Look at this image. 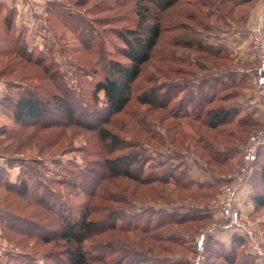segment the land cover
I'll list each match as a JSON object with an SVG mask.
<instances>
[{
  "label": "rangeland",
  "instance_id": "rangeland-1",
  "mask_svg": "<svg viewBox=\"0 0 264 264\" xmlns=\"http://www.w3.org/2000/svg\"><path fill=\"white\" fill-rule=\"evenodd\" d=\"M138 1L33 0L26 2L30 4L27 8L15 0L7 1L9 4L3 1L16 11V33H7L3 36L0 34L4 37L0 42V50L3 54L5 49H10L16 34L20 35L22 44L25 43L27 56L20 59L14 55L3 54L0 58V165L4 167L6 173L2 182H14L22 168L21 172L28 180V185L34 189L27 195L28 197L19 198L12 192H4L3 183L0 188V209L4 210V206L8 204L17 214L15 215L17 218L27 219V226L29 222L38 223L48 232L59 228L57 218L38 206V202L35 201V198L47 189L55 196H59L65 212L71 210L73 215L89 209L93 216L100 220L115 211L117 213L115 217L119 216L113 217L116 220L114 223L118 226L117 231L94 235L84 243L86 255L96 256L95 260L88 264H137V262L193 264L199 257H202L200 264H225L218 256L225 254L226 251L223 249L227 250L230 242L220 241L217 238L220 235L222 236L219 238L223 239H229L233 235L243 238L244 243L241 245L243 253L238 254L235 264H239L243 258L249 259L252 264H264V207H256L251 200L256 191L261 190L264 194V186H261L259 179L254 177L253 163L247 168L244 177L241 178L240 173L243 166L242 154L248 136L239 144L234 142V138L240 134L238 127L235 125L224 127L215 136L220 140V146L234 145L236 152L220 165L208 164L199 156L202 151L197 141L200 134L210 136L211 133L198 122L170 117L171 113H175L174 105L176 104L177 108L179 101L186 100L183 98L184 92H179L175 100L163 110L141 105L137 99L143 89L150 88L153 84L170 83L171 80L189 86V91L195 95L200 82L190 75L182 78L179 70L185 72L189 69L188 72L199 74L202 80L207 76L226 77L224 73L228 71L230 77H236V82L243 79L245 88L239 91L238 98L225 102L216 100L205 107V111L219 105L235 104L240 111L239 115L234 117V122L251 118L255 125L249 130H259L264 126V121L260 110L259 91L254 79L257 61L245 29L261 16L264 0H254L235 8L228 5L225 9L228 18L216 10L203 9V14L208 15L210 19H205V15L199 16L203 20L202 25H198L196 21L182 20V24L189 28L187 31L179 29L174 32L172 27L164 30L150 62L142 69L139 79L133 86L132 98L125 111L111 117L109 123L104 126L110 132L116 133L120 139L126 142L137 141L140 147L142 145L143 155L140 162L144 168L141 182H133L127 178L111 180L103 177L105 172L101 164L104 158H113L120 152L107 153L104 143L97 135L98 132L87 129L86 124L85 127L79 125L77 127L68 125L64 119H59L61 121L59 125L50 128L32 126L20 128L13 124L9 105L1 102L12 101L16 94L30 86L52 99V96L60 95L58 87L62 83L64 86L62 89L73 96V104L78 106L77 111L83 107V111L89 115L88 120L85 117L81 119L83 123L91 124V119L94 121L97 118L103 119L104 97L101 93L94 95L93 84L103 76L104 63L111 58L109 54L116 53L114 50L117 40L116 29L133 26ZM191 1H194V4L199 2ZM53 5L60 7L65 16H71L67 23L65 16L56 14L53 16L49 13L48 9ZM186 7L180 4L171 7L164 14V20L180 21L178 13ZM7 9L1 15L7 13ZM31 17L45 21L46 31L42 32L40 28L32 27ZM82 18L89 22L84 25L87 33L94 32L91 39L86 32L85 35L80 32L83 30L80 23ZM110 19H116L115 25L112 26ZM262 21L264 22V19ZM69 22H76L79 25H70ZM197 38L205 45L223 43L228 57L232 60L227 62L216 60L218 65L212 71L206 72L214 59L206 60L204 54H190L176 47L174 53L168 56L182 58L179 63L187 62V65L173 63L170 65L172 72L166 71L168 61L165 60L164 64L161 56L163 51L173 49L170 43L179 40L196 42ZM100 43L102 51H99ZM114 58L121 60L118 56ZM16 60L18 63L15 66L13 62ZM39 63L44 67L38 66ZM161 69L164 72L159 74ZM157 78L158 82L152 83ZM231 90L229 88L222 90L217 98ZM197 108L191 105L186 112L190 113V117L196 118ZM54 115L57 118L61 116V111L57 107H54ZM171 122L180 125L178 128L176 126L172 128L170 132V139L174 137L175 141L173 139L174 143L170 144L165 139V142L160 144V138H164L167 133L165 132L167 124ZM260 152L261 150L257 159L259 165L264 163V149ZM166 163L165 167L178 172L186 171L192 182H216L218 188L215 199L205 202L196 194L180 190L173 184V180L166 184L159 183L156 179L160 177L165 167L158 165ZM240 178L242 182L235 190L232 208L237 215V223L243 225L241 231L235 226H229L220 209L226 199L225 188L236 187L235 184ZM118 196L125 198V204L118 202L116 199ZM171 212L182 216L199 212L207 218L202 222L177 225L171 223L173 221L168 217L163 218L162 214ZM151 213L160 214L156 215L159 219L156 222L158 224L151 221L154 217L147 219V214ZM140 214L144 217L138 222V226L136 225L137 230H134L136 227L133 223L127 226L128 232L121 230L120 227L126 226V223L119 220L120 216L127 218ZM148 221L154 225L152 224L153 227L147 232H143ZM202 235L205 238L202 250H199L197 243ZM42 237L47 240L53 239L51 234H44ZM169 238L176 241L174 243L162 241ZM60 246L61 242L57 239L44 244L37 236L12 234L0 225V264H19L21 259L29 257L34 259L36 264H53L62 254ZM216 252L218 255L210 254ZM103 253L104 259L96 261L97 256ZM134 255L140 256L138 261L130 260Z\"/></svg>",
  "mask_w": 264,
  "mask_h": 264
},
{
  "label": "trees",
  "instance_id": "trees-1",
  "mask_svg": "<svg viewBox=\"0 0 264 264\" xmlns=\"http://www.w3.org/2000/svg\"><path fill=\"white\" fill-rule=\"evenodd\" d=\"M198 1L199 2H197L196 4H194V1L191 0L138 1L135 10L136 18L133 26L130 28L123 26L116 29L115 35L117 40L116 44L114 45V50L116 53H114L113 55L109 54L111 58L104 63L103 76L93 84L94 95L97 96L99 93H101L104 97L105 113L102 114L103 119L97 118V120L95 121L94 119H91V124L83 123L81 119L85 117L88 120L89 115L83 111V107H80V110L77 111L78 106H74L72 99L73 96L70 95V93L65 89H62L64 88V86L61 83V87H58L60 89V95L52 96V99L46 97L42 93L37 92L34 87L30 86V88H24L23 91H21L19 94H16L15 98L12 101L1 100L3 104L7 103L9 105L13 124L15 126H19L20 128H26L28 126L50 128L55 126L56 124L59 125V123L61 122L59 119H64L65 122L68 123V125L70 124L77 127H85L84 124H86L87 129L98 132L97 135L99 139L104 143V149L107 151V153L110 154L116 151L120 152V154L113 158H104L101 164V167L105 172L103 177H107V179L111 180L116 178H127L133 182H141V176L143 175L142 173L144 168L142 166L143 164L140 162V159H142L141 155H143V153L141 152L142 145L140 147L137 141L126 142L125 140L120 139L116 133L110 132L109 130L104 128V126L109 123L111 117L120 115L125 111L132 98L133 86L139 79L142 69L147 63L150 62L154 50L158 46L162 38V34L167 27H172V31L174 32L179 31V29H184L185 31H187L189 28L185 27L184 24H182V20L196 21L197 23H199L198 25H202L203 20L199 18V16L205 15L202 12L203 9L216 10L220 15L222 14L223 16L228 18V13L225 11L228 5H231V8H235L254 0ZM177 4L187 6L186 8H183L180 13H178L180 21L164 20V14L166 13V11ZM198 7H200V10H198ZM5 9H7V13L1 15V13ZM60 9L61 8L57 5H53L48 9V11L53 16L55 14L65 16V12ZM15 12L16 11L13 7H9L5 2L0 0V34L2 36L3 34L7 33H16ZM70 17L71 16L69 15L65 16L66 23L68 22ZM204 17L205 19H210L208 15H205ZM110 21L112 22V26L115 25L114 22L116 21V19H110ZM80 23L83 25V30L80 32L87 33L84 25L89 24V22L82 18ZM69 24L79 25L78 23L76 24V22H69ZM86 33H84V35ZM93 33L94 32H92L91 34L87 33L89 34L88 36L90 39L93 37ZM1 35L0 42H2L4 39V37H1ZM17 43L19 46H17ZM170 45H172L173 49H168L165 52L163 51L161 56L164 64H166L165 60L168 61L166 69V71L168 72H172L170 69V65H172L173 63L180 64L179 62L183 60L182 58L175 59V57L173 56H168L174 53L176 47L184 49L190 54H204L206 55V60H208L209 58L214 59L215 61L210 62V64L208 65L210 67H207L206 72L212 71L214 67L218 65L216 60L226 62L232 60L228 57L223 43L205 45V43H203L201 39L197 38L196 42H192L190 40H179L178 42L170 43ZM26 51L27 47L25 43L22 44L20 35L16 36L15 34L13 46H10V49H5L3 54L7 56L8 54L14 55L22 59V57L27 56ZM99 51H102L101 43L99 46ZM3 54L0 50V58ZM117 56L120 57L121 60L114 58ZM14 63L16 66L18 60L14 61L13 64ZM181 64L187 65V62L186 64H184L183 62ZM37 65L44 67L42 63H39ZM44 70L46 71V68H44ZM188 71L189 69L185 72H183V70H179L178 73L182 74V78H186L190 75L191 77H196V80L200 82L196 89L195 95L193 94L194 92L189 91V86L187 87L184 85H180L182 82L174 83L173 80H171L170 83L164 82L163 85L153 84V86H151L150 88L143 89L140 95L137 96V99L141 105L149 106L154 110H163L175 100L179 92H184L183 98L186 100L179 101L177 104V108L176 104L174 105L173 109L175 113H171L170 117L172 119H187L189 121H195L200 123L201 127L207 129V131L211 133L210 136L200 134L198 137L197 143L200 150L202 151V154L200 153L199 156L208 164L214 163L215 165H220L221 162L234 155V153L236 152V146H220V140H217V136L215 135L220 133V131L224 129V127L235 125L238 127L240 134L234 138V142L240 144L244 142L246 137L252 131L249 129L250 127L254 126L255 123H253L251 118H247L245 119V121L241 120L234 122V117L239 115L240 111L235 104L219 105L218 107H213L206 111L205 107L216 100L225 102L230 99L238 98L240 94L239 91L243 90L246 86L245 81L243 79H240L238 82H236V77H230L228 75V71L224 73L226 77L221 76L220 78H218L217 76H207L206 78L204 77L203 80L202 77H199V74ZM42 72L44 71L42 70ZM163 72L164 70L161 69L159 71V74ZM165 76L166 75L164 74L163 77ZM158 79L159 78L153 80L152 83L158 82ZM228 88L232 90L228 94L217 98L219 92H221L222 90H227ZM5 98L7 97L5 96ZM191 105L198 107V111L195 113L196 118L190 117V113L186 112L188 111L187 108L191 107ZM52 106L57 107L61 111V116L59 118L54 115V107ZM78 120H80V122H78ZM175 126L177 128L180 127L179 123L171 122L167 124L165 131L167 133L165 137L168 138H160V144L164 143L165 139H167L170 144L174 143L175 138L172 137V139H170V132L171 129ZM124 150L134 152H123ZM258 163V160L253 163L255 169L254 177H256V179H259L261 186H264V163L261 165H259ZM165 166H167V163L164 165H158V167ZM21 169L14 182H2V178L4 177V175H6V173L4 167L0 165V188L4 183V192H12L19 198H25L28 197L27 195L30 194L31 190L34 189V187L31 188L28 185V180L23 175V172H21ZM156 180L161 184H166L169 183L168 181L173 180V184L175 186H178L180 190H185L188 194H196L198 197L203 198L205 202L214 200L217 194L216 189L218 188V186L216 182L195 183L189 179L186 171L178 172L173 168L170 169L169 167H165L162 170L160 177H158ZM180 182L182 183L180 184ZM116 199L119 203L125 204V198L118 196L116 197ZM251 200L254 202L256 207H264V194L261 190L259 192L256 191L251 196ZM35 201L38 202V206H41L44 210L51 213L57 218V221L59 223V228L57 230H53L51 232L44 231V228L43 226H41V224L34 222H29V225L27 226V219L21 217L20 219L17 218V214H15L10 209L8 204L4 206V210L0 209V225L4 229L12 232V234L17 233L23 236H37V238L43 240L44 244H49L53 239H57L59 242H61L60 248L62 254L53 264H88L89 262L94 261L96 256L93 255L88 257L86 255V252L83 248L84 243L94 235L117 231L116 229L118 228V226H116V224L114 223L116 220H114L113 218L115 217V215H117L115 211L110 212L107 216H104L105 218H102L100 220L96 219L93 216V212H90L89 209L81 210L78 215H73L71 210L65 212L63 204H61L60 202V197L55 196L48 189L45 190V192H43V194H41L40 196H37L35 198ZM126 204L128 205V203ZM156 215L160 214H147V219L149 220L151 217H154L151 221H155L156 223L157 221H159ZM162 215L163 218L168 217L169 220L173 221L171 223L177 225L202 222L207 218L199 214V212L193 214H185L183 216L172 212ZM116 217L118 218L119 216ZM143 217V214H140L138 216L131 215L127 218L125 216H120L119 220L126 223V226L120 227L122 228L121 230L128 232L129 229L127 226L131 223H133L135 227L136 225L138 226V222L142 220ZM152 224L154 225V223ZM152 224H150V222L148 221L147 226L144 227L145 229L143 230V232H147L149 229H151L153 227ZM137 228L138 227H136L134 230H137ZM186 231L188 230L186 229ZM44 234H51L53 239L47 240L45 237H42ZM162 241L167 243H174L176 239L169 238ZM243 243V238L233 235L229 244L230 246L227 248V250L223 249L224 251H226L224 252L225 254L219 255L218 257L222 258L223 263L225 264H235V259L238 254L243 253V250L241 248V245ZM152 246L154 247L153 244ZM210 254L218 255L217 252L215 254ZM229 254H231V256ZM97 257L98 258L96 261L100 262V260L104 259V253L101 256ZM139 258L140 256L134 255L130 260L138 261L137 259ZM19 264L36 263L34 259H31L29 257L28 259H21L19 261ZM137 264H139V262H137ZM239 264L252 263L249 259L243 258V260H241Z\"/></svg>",
  "mask_w": 264,
  "mask_h": 264
},
{
  "label": "built area",
  "instance_id": "built-area-1",
  "mask_svg": "<svg viewBox=\"0 0 264 264\" xmlns=\"http://www.w3.org/2000/svg\"><path fill=\"white\" fill-rule=\"evenodd\" d=\"M17 3L22 4L25 8L28 5L26 2H32L33 0H16ZM264 10L261 16L248 25V28L245 29V33L248 35L250 39L251 49L255 54V58L257 61V65L254 68V79L255 85L258 88V96L260 98V110L262 113L263 121H264ZM31 25L34 28H40L42 32L46 31L45 21L40 18H30ZM264 125V123H263ZM264 149V126H262L259 130H254L249 133L248 140L245 145L243 154H242V168H241V178L244 177V174L249 168L251 163H254L258 159L259 151ZM260 152V153H261ZM231 178L233 176H230ZM237 180L235 184L236 187H226L224 190V194L226 195L225 201L221 204V211L224 214V218L229 224V226H235L239 231L243 229V225L237 223V215L235 214L232 205L234 203L235 190L238 188L242 182V180ZM205 236L202 235L197 243V247L199 250H202L203 242ZM200 258L193 262V264H200Z\"/></svg>",
  "mask_w": 264,
  "mask_h": 264
},
{
  "label": "crops",
  "instance_id": "crops-1",
  "mask_svg": "<svg viewBox=\"0 0 264 264\" xmlns=\"http://www.w3.org/2000/svg\"><path fill=\"white\" fill-rule=\"evenodd\" d=\"M2 1H6V2H7V1H8V2H11V1H12V2H14V0H2ZM15 1H16V0H15ZM8 2H7V3H8ZM8 4H9V3H8ZM15 4H16V2H15ZM14 6H15V5H14ZM220 236H222V235H220ZM220 236H219V237H220ZM219 237H217V238L220 239V241H228V242H230V237H231V236L229 237V239H223V238H219Z\"/></svg>",
  "mask_w": 264,
  "mask_h": 264
}]
</instances>
